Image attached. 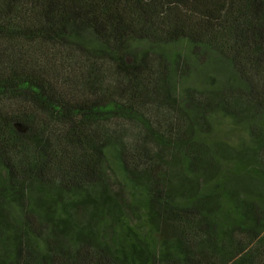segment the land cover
Returning a JSON list of instances; mask_svg holds the SVG:
<instances>
[{
    "label": "trees",
    "instance_id": "1",
    "mask_svg": "<svg viewBox=\"0 0 264 264\" xmlns=\"http://www.w3.org/2000/svg\"><path fill=\"white\" fill-rule=\"evenodd\" d=\"M0 264H264V0H0Z\"/></svg>",
    "mask_w": 264,
    "mask_h": 264
}]
</instances>
